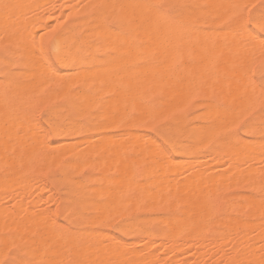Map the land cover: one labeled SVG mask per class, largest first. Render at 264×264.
I'll return each instance as SVG.
<instances>
[{
    "label": "bare ground",
    "instance_id": "obj_1",
    "mask_svg": "<svg viewBox=\"0 0 264 264\" xmlns=\"http://www.w3.org/2000/svg\"><path fill=\"white\" fill-rule=\"evenodd\" d=\"M7 1L6 0L3 1L6 3V4L4 3L5 6H2L3 3L1 4V2H0V4H1V6H0V44H5L6 47H3L2 52H4V54L6 56H8V57L20 56L19 58L21 59V62H20V68H19L20 71L18 73L16 72L13 74L9 70L10 64L5 59V56L0 55V168L1 169L2 168L8 169L10 172H12L11 175L13 176V179H11L12 178V176H11L10 181H8L9 184H11L12 186L6 185V183H7L6 180H8L9 177L6 178V180L2 179L3 176L0 177V179L4 180L3 183L6 181L5 185H3V188L0 186V188L3 189V190L0 189V191L2 190L1 194L3 192H4V194L11 193V195L13 196V193H15V194L20 193L21 195L19 196L20 198L18 197V199H21L22 197H24L26 195V194H24V196H23L22 193L27 192V191H25V189L27 187H28V189H26V190H28L27 193H29V190H30V192H32V190L34 189V186H37V184H38V182H36V181L39 179L34 180L37 183L34 186H33V184L30 183L31 186H33V188H32L31 186H29L30 184L28 183L31 176H29V178H28L26 175H27V172L31 171L34 168V164H35V162H37V159H39L42 156L48 157V156L52 155L51 158H53V160H54L53 162H55V160L58 158V156L59 157L63 156V155H60V153L63 154V151H64V153H65V151H67L68 153H74L73 156L77 157L80 160H88L89 161V159H91L92 157L97 156V159H98L97 165H99V167L105 173V175H103V176H105V178L103 177L104 179H102L105 187L100 188L98 186V188H99V189L97 188L98 190H96V187H95V190H92V191L94 192V194L97 192H99L101 194L103 193L107 197V202L105 204H101L100 203L101 201L100 202H98V201L94 202V200H93V202H89L84 198L85 194H82L80 192V194H82V196H83V197H81L82 198L81 204L83 206L93 207V209H95L96 211H98L100 213L99 217L94 218L92 222H95V219H98V218L103 219L105 217L104 214H105V211L107 209L119 210L123 204V197L125 196V194L128 191H132V190L135 191L138 194L137 196L140 198V199H138V197H136L135 200L139 201L138 203H140L142 200L141 197L147 198L148 202L149 201H153V202L156 201L157 202V200H162L165 202V201H167L165 199V195L167 192H170V191L172 192V194L167 193V196H170V195L173 196V194L176 193L175 195H176L177 199H179L181 197L178 195L184 191L187 192V190L189 189V191L191 190V195L189 196L188 194H190V192L189 193L187 192L188 193L187 195L189 198H186L182 201V203H181L182 209L180 208L181 212L179 214L173 215V216H168V217H163V218L159 217L160 219H158V225L162 226L166 229V239L165 240L166 241H176L180 237H184L185 242L188 243V242H191L193 240V237L200 236V235H201L200 239L203 241L209 240V239H214L212 237V235L210 233L205 232V229H204V227H205L204 225L207 224V222H209V221L218 222L219 221L218 217L216 218V216H214V214L212 215V213H211V211H212L211 209L213 208L212 207L213 203L211 201L212 199L210 198L209 201L206 200L207 197H206L205 193L209 192L208 194L210 195L211 185H210V187L205 186L203 188V186H199L200 185L199 181L201 183L202 182L205 183L206 181H208L209 184H212L213 182L211 183V181H214L216 183L215 180H218V179L214 178L215 180H213V179L209 178V180H207L206 177L204 178L202 176V178L206 179V180H202L201 178H199V177H201V176H199V174L201 172L200 170H202V168L203 169L205 168L204 172L207 173L206 175H211V173L208 174L209 170H206L207 165L211 166L214 163V161L220 160V159H218L219 157L217 158V160L215 159L212 163H210L207 160L208 162L206 161V163L204 164V162L202 161L203 165H202V163L200 164V162L197 163L198 160L193 161V160H196L195 158L192 159L193 163H191L192 161L190 162V160H189V162L191 163V166L189 165L188 161L185 160L188 163V165L190 166V169H191V167L193 169L194 166L196 167V165H199V164H200L199 165L200 167L203 166L202 168L199 167L200 170L198 169V167L194 168L196 170L198 169L197 170V173H199L198 176L196 175L197 174L196 170H195L196 174L195 175L193 174L195 177L197 176L198 179H197V177L195 179V177L193 175H190V177L191 176L194 177V178L192 177L193 181L191 180L192 178H190V181L196 182L195 180H197L196 183H199V185L198 184L195 185L192 182H191V184L188 183L189 181H188L187 177H189V176L186 177L184 175V177H186V179L188 181L187 182L188 185L189 186L194 185V186H192L193 188L191 186H190L191 187L190 188L188 185H187V188H185L186 185L184 183H186V181L183 182L184 180L180 179L182 182L179 181L176 183L178 178L171 177V176H173V173L170 170H168V168L172 165V163H174L172 165V167H174V168H171V167L170 168H171V170L173 169L172 171L175 174L176 173L174 171L175 168L180 170L182 168L181 166L183 164L185 166V162L183 164L181 162L184 159H182L181 161H180V159H179V161L176 159L173 160V161H177L178 164H180V165H178L179 167H177L175 165V162H173L172 159L169 157V155H167V154H169V152L164 147H162L163 144L159 143L160 141L158 143H156L155 140L152 141V139H154V138L150 139L149 137H146L147 134L145 132L146 136L144 138H146V140H147V138H149V140L146 141V140H144V138H142L144 140V142H143V144H141L142 147L139 148L140 143L143 141V140H141L140 137H143L145 134L143 136H140L137 134L140 139L137 138V136L134 134L137 138L136 142H138L137 141L138 139L141 140L140 142H138L139 145H137V143L134 140L129 141L131 139H127V138L125 139V137L123 136L124 138L122 137L121 138L122 140H120V141L123 142L124 139H125V141L128 140L130 143L132 142V144H130L128 141H126V142L124 141V142L125 143L128 142V145L130 144L129 147H131L132 145L133 146H132V149L130 148L131 150H127V149H129L128 147H126L128 145H126V146L124 145L125 149L126 148L127 149L122 150L124 148L121 146L124 144V142L122 143L121 146H118L120 144H114L116 142V140H118L120 137L118 136L119 138L117 139V137H116V139H115V137L113 138V136H112L111 138H113V139H110L109 136H111L113 133L111 135L110 134L106 135V133H105V130L108 128V126L111 127L114 124V120H115L114 118L117 117V115H120V119H121V113H123L122 111L124 110L125 107H127L128 104H132V105L136 106L138 108L137 109L138 112L144 110V109L143 110L140 109V108H142V105H144V104H141L142 103L141 100H142V97L144 95L143 89H144V93H145V91H147L146 89L150 88V87L142 89V83L144 81H141V78L144 76V74H146L145 76H148L149 75L148 73L152 74V72L150 71V70H152V68H149V66L151 67L153 64H155V62L153 64L151 63V65H149L150 63L145 64V66L148 65L146 67L143 66L145 69H147V67H148V69H150V70H143L144 68H142V70H141V66H140V67H136L133 69L130 68L131 72H130V69L128 70L126 68V70L128 71L127 72L122 68L121 62L120 63H119V61L114 62V63L110 62L106 56H105L106 58L100 60L94 55V52H95V50L105 52L107 47H111L112 45H114V44L116 45L117 43H124L126 45H132L133 43H138V41H141V42L146 41L148 43H150V42L156 43V40L166 37V33H167L168 29L170 27H172V22L168 19H165L159 13V11L157 10L156 6L153 3V0H94L95 1L94 3H96L99 6L101 5L100 7H94V8H87V6L90 7V5H88V4L86 7H80V6L78 7L76 5L78 3V0L77 1L75 0V2H77V3H74L73 2L74 0H71L72 3H71V1L69 2L71 5H68V3H67L66 4L67 6H65V7L61 6V8L58 7L59 9L55 8L52 10L50 8H53V7L48 8L49 4L47 5L45 3L47 6V7H45V9L48 8V10L50 9V11H52V12L47 11L48 13H50V15H51V13L52 14L55 12L58 13V15L55 13L56 14V15H54L55 17L54 16L50 17V16H48L49 14H46L47 18H46V15H45V17L43 15L44 11H46V10H43L42 14L38 13V10L40 9V8L38 9V7H40V4H41L40 0H38V1L36 0L37 4L39 6L36 4L35 0L30 1L31 3H32V1L35 2V4L30 3L32 5L31 7H29L30 5L27 6L25 4L27 6V7L25 6L26 10L21 9V7L18 8L17 6H14V7H12V5L7 6ZM13 1H15V0H13ZM17 1H15V5L17 4ZM43 1L44 0H42V2ZM47 1H48V3L50 1L53 2V0H47ZM57 1H61V0H57ZM57 1L55 0V2L58 4ZM87 1H89V0H87ZM177 1L178 0H176V2ZM197 1H199V0H197ZM208 1H209V3H211L210 2L211 0H208ZM212 1L215 2V4L218 3L220 8L218 7V5H217V7L220 11L222 9V10H225V12L229 13V15L227 17H234L235 16L234 12L236 10L233 8L231 9V7L229 6L231 3V0L230 1L229 0H212ZM238 1L239 0H235V1L232 0V2H234V4H243V2L247 1V0H240L239 2ZM10 2H11V0H10ZM26 2L29 3V0L25 1L24 3H26ZM44 2H46V1H44ZM55 2H54V4H55ZM66 2H68V0ZM80 2H81V0L79 1L78 4H80ZM83 2L81 3V5L83 4ZM250 2L254 3L255 1L250 0ZM63 3H65V2H63ZM209 3H207V4H209ZM12 4H14V3H12ZM43 4L44 3L41 4V8H42ZM45 4H44V6H45ZM57 4H55V7ZM213 4L214 3H212V5ZM244 4H245V2H244ZM50 5L52 6L53 4L50 3ZM94 5L92 4V6H94ZM231 5H233V4H231ZM18 6H20V5L18 4ZM34 6L37 7V9H36L37 11H35L34 9L32 10V8H34ZM133 6H135V7H133ZM145 6H150V7H145ZM209 7H212V6H209ZM217 7H215V8L217 9ZM175 8H177V7H175ZM207 9H210V8H207ZM216 9H215V11L217 12L218 9L217 10ZM40 10L42 12V9H40ZM228 13H226V15ZM210 14L213 15V13H210ZM221 15H222V13H221ZM63 16L72 17L74 19V23L69 28L61 31L60 34H58L56 36V38L54 39V42H53L52 52H53L55 60H56L57 54H59V57L61 59L59 61H57V64H59L64 70H68V69L73 70V72H71L70 74H66V72L64 73L62 71H59L51 65L48 57L45 54V51L43 50V40H44V37L46 34L42 35V33H41V36H39V37L37 36V30H40V29L43 30L45 27L48 26V23L50 22V20L51 21L54 20L53 18L56 19L55 22H58L59 20L61 21V17H63ZM261 16H264V14H262V15L258 14V15H255L254 17L258 19ZM222 17H223V15H222ZM224 17H225V15H224ZM57 18L58 19L60 18V19L58 20ZM62 21H63V19H62ZM55 22H52V24L54 23V27L57 28L58 25L56 26ZM109 22H113L116 25L115 26L116 29L113 26H111L109 24ZM239 22H240L239 20H237V22H234V23H238V25H239L238 29H236V30L232 29V31H230L229 33H227L229 29L228 30L226 29L227 32L222 31L224 33V36H223V38L220 37L221 40L225 38V40H227V42H229L228 44L231 43L230 45H227L226 41H224V40H222V42L220 40H218L220 38L216 39L217 41H220V44H219V42H217L218 47L220 45H221L220 48L224 47V46H229V47H227L229 49H230V46L232 48V45L235 43H239L238 49H240L241 40H244L243 41L244 44L242 43V45H246L245 43L247 41H249L247 44L248 45L247 48H249L248 50H247V48L245 49L246 46L241 47L242 48L241 50L243 51V53L239 52L241 50L238 51L237 48L234 49L235 47H237V46H235L236 44L233 45V47L235 46L233 48L234 51H236L237 54L240 53L242 58L239 57V55H237L236 52L235 53L233 52L234 55H233V53L228 54V52H225L226 48L223 49V51H224L223 56H225V58L222 55L220 57V58L223 57V59L227 60L226 57H228V55H229V59L227 61H229V60L230 61L229 62L226 61L228 63V65L226 63L225 64L226 67L224 66L225 68H228L230 66L229 63H232L234 61V59L236 60V62L238 61L237 63H239V64L245 62V64L243 63V65H242V68H244L243 70H242V68L237 69V67L235 69H232V68H230L231 66L229 67L230 69L229 68L226 69L227 72H228V70L231 72V69H232L231 73L234 75H236L235 74L236 72H234V71H237V72L241 71L242 72V74L239 72L241 75H238V73H237L238 76H235V77H234V75L232 76V74L230 76V72H228L229 74L225 73L228 77H230L229 80H231L233 85L235 84L234 83L235 81H232L233 78H234V80H236V78L238 77L237 79L239 80V78L244 77L243 74L247 75L248 74L247 72L251 71V69H248V68H250L251 62L254 61L253 59L256 58V54L253 58L252 54H254V51L252 52L250 50V48L253 50L256 48L255 52H258L257 56H259L261 52H262L261 54L263 55L262 48L260 49V47H262L261 43H259L260 44L259 47L254 46L256 44L254 42H257V44H258V41H261L259 39H262V38H259L255 33L253 34V32L251 30H249L248 32H245L241 28V23H239ZM49 27H52V26H49ZM49 27H47V29ZM183 28H185V27H183ZM47 29H44L42 32L46 33ZM49 30H51V29L49 28ZM214 30H211L210 34L214 33L215 32ZM209 31L210 30H207V32H205V33H208ZM198 32H196L197 36H199L202 33L201 32L200 34H198ZM222 32H219V30H218L217 34L215 32V35L217 37H219V34L220 33L222 34ZM225 33H227L226 36H225ZM196 34H194V36H196ZM210 34H208V35L204 34L203 37H205V39L207 37L209 39L212 37H213L212 39L217 38V37H214L215 36L214 34H213V36L211 34L212 37L209 36ZM221 34H220V36H221ZM39 35H40V33H39ZM192 35H193V33H192ZM201 35H200V37H201ZM203 37H201V38H203ZM209 39H208V41L210 42L211 40H209ZM182 41H183V39H182ZM201 41H202V39H201ZM223 41L225 42L226 45L223 44ZM237 41H240V42H237ZM157 42H159V40ZM192 42H194V41H192ZM252 42L254 43V45H252L253 44ZM154 43H151V44H154ZM249 43H250V47H249ZM141 44L143 45V43H141ZM151 44H149V45H151ZM186 44H185V46H186ZM191 44H193V43H191ZM205 44H206V42H205ZM144 45H145V43H144ZM202 45H203V43H202ZM206 45H207V48L212 46V45H208V44H206ZM199 46H198V49H200ZM125 47L127 48V46H125ZM146 47H150V46L146 45L145 49H146ZM154 47L152 45L153 50H154ZM156 47L155 48L158 49V51L156 53L158 54V53H160L159 48H158L159 46L157 45ZM118 48H119V46H117V49H115V50H118ZM121 48H122L121 50H123L122 45H121ZM152 48L150 47L147 49H148V51H151ZM176 48H177V46H176ZM195 48L197 49V45ZM243 48H244V50H243ZM70 49L72 50L71 53L69 52ZM131 49H130V51H131L130 53H133ZM192 49H193V47H192ZM209 49L210 48H208V50ZM211 49H213V48L211 47ZM217 49L218 48H216L215 50H217ZM233 49H230V50L232 51ZM257 49H259L261 52L259 50L257 51ZM119 50H120V48H119ZM119 50H118V52H119ZM139 50H140V48H139ZM215 50H213V52H215V53L216 52L220 53L222 51V49H220V51L219 50L215 51ZM125 51L129 53L128 49H126ZM148 51H147V53H148ZM195 51H193V52L197 53ZM245 51L246 52L250 51L252 53H250V52L246 53ZM137 52H139V51H137ZM210 52H212V50ZM85 53H86L87 57L82 58V55ZM140 53L144 54V52H142V51H140ZM147 53H145V54H147ZM199 53H201L200 50L197 53L198 56L194 54V57H196L198 60H199V57L202 59V57L200 55H202V56L204 55V54L199 55ZM202 53H204V52H202ZM215 53H214V55H215ZM218 53H216V54H218ZM120 54H121V52H120ZM169 54L170 53L168 52V55ZM171 54L174 55V53H171ZM244 54L246 56H243ZM139 56H140V54H139ZM141 56H140V58L143 59L144 57H141ZM146 56H149V55H145V57ZM158 56H162V53H160V55L158 54ZM158 56H157V58H158ZM208 56H210V55L208 54ZM250 56H251V58H250ZM236 57H237V59H236ZM244 57H246V58L248 57L249 59H246V61H245V59L242 60ZM169 58H171V55L168 57V59ZM209 58H204V59H207L206 61H211V58H210V60H208ZM128 59H131V58H128ZM186 59H188V58H186ZM231 59H233V60H231ZM167 60L165 62H167ZM239 60H241V61H239ZM247 60L250 63V64L248 63V65H249L248 67H246ZM251 60H253V61H251ZM121 61H123V60H121ZM123 62L125 63L126 59ZM169 62L172 63V61H170V60H169ZM236 62L234 61L233 63H236ZM209 63L207 62L206 66H209L208 65ZM165 64H168L169 67H166V66L164 67V64L162 63V64H160V66L164 67V69L161 67H159L160 69H157L158 68L157 66L159 64L157 65V63H156L155 64L156 68H155V65H153L155 70H152V71L158 72V70H159L158 73H160V72H162L161 70L163 69V72L170 74L168 72H169V70L171 71L170 67L172 64L171 65L169 63H165ZM197 64L199 66H201V65H203V62L200 65L199 61H198ZM223 64L220 63L221 66L219 65L218 67L221 69L223 67ZM192 66H194V65H192ZM192 66H191V68H192ZM203 67H205V65ZM203 67H200V68H203ZM167 68H169V69L167 70ZM207 68H209V67H207ZM219 68H218V70H219ZM185 69H188V68L184 67V70ZM222 69H224V68H222ZM245 69H246V72H245ZM164 70H167V71H164ZM198 70H199V68H198ZM226 70H225V72H226ZM173 71L174 70H172V72ZM201 71H202V69H201ZM222 71H224V70H222ZM155 72H154V74H155ZM197 72H199V71H197ZM209 72H210V74L213 73L212 70ZM209 72L207 71V73H206L203 70L204 74L203 73L202 74L208 75ZM218 72H220V71H218ZM177 73H179V72H177ZM194 73H195V70H194ZM249 73H251V72H249ZM156 75L157 74H155V76H153V74H152L151 75L152 78L150 75L146 78L150 77L149 82L151 79H152L151 80V82H152L153 79L155 77H157ZM181 75H183V74H181ZM200 75H201V72H199V76ZM226 75H224V76H226ZM248 75L250 76V74H248ZM248 75L245 77L246 78L245 80L240 79V81L237 80L236 83H238V85H240L239 83L241 81L247 80V82H250V88H251L252 87L251 84H253V83H251L252 80L250 81L247 78ZM164 76L165 75H163V78H165ZM169 76L170 75H168V77H167L168 82L166 81V79H164L163 83L165 82L167 85H168V83H170L171 87L166 88V86H163V87H165V89H170V88L171 89H174V88L178 89V87L184 85V84L181 85V83H183V81H184L186 85L183 88V92H181V93H185V94L193 93L192 91L194 89L190 90V89H192V87H191L192 82L191 81L184 78V79H186V81L182 79L183 81L181 83L179 81V83H180L179 84L176 82V79L175 80L173 79L172 81L169 80L171 78V76H170V78H169ZM123 77H126V79L128 77V79L127 80L125 79V81H124ZM212 77H213V75H212ZM231 77H233V78H231ZM163 78H161V80ZM198 78H196V79L198 80ZM217 78H218V76L213 77L212 80L214 81V79H215L216 81H218ZM193 79H194V77H193ZM204 79H206V78H204ZM221 79H222V81L220 80L221 85H219L220 84L219 81H218L219 84H215V83L212 84V86L214 85V89L216 87L218 88L220 86H221V88H218V89L225 88L224 83H226V82L229 83V85L232 86L233 89L237 85L236 84L235 87L233 85H231L232 83H230V81H227L228 80L227 78H226V80L223 77ZM161 80H160V84L162 87ZM208 80L209 81H207V82H209V84H210L211 79L208 78ZM223 80L225 82H223ZM146 81H147V79H146ZM188 81L190 84L186 83ZM200 81H201V79H200ZM153 82L155 83V81H153ZM174 82L177 84V86H178L177 88L174 86L172 87V85L175 84ZM146 83H148V82H146ZM194 83H195V81H194ZM143 84H144L143 87L151 86L150 84L149 85L147 84L146 86H145V83H143ZM176 84H175V86H176ZM187 84L191 85L190 86L191 88L189 89V91H191V92H189L188 90H187V92L186 91L184 92L185 88L188 89ZM45 85L55 86L56 90L51 92L49 97L51 99L52 98H59L62 101H64L66 106H67V109L69 110L68 112H70L71 115L76 113V112L80 113V111H83V110L89 111L92 108L99 106L101 108V110H99V111H101V112H99L98 115H94V120L96 122L94 124H92L91 120H87L88 124H90V125H88V127H82L81 124L78 121H76V119H74V117H72L71 115H67V114L62 115L60 110L52 108L47 112L46 123L48 124L49 129L53 133V135L58 140H60L62 143L59 146H55V147H53L52 145H49V143H47V140L49 139L48 138V135H49L48 132L49 131L45 130L42 127L41 123L38 120H36L38 117L36 119L33 118L32 114L34 115V113H33V111L30 112L31 108H29V105H32V104L29 102H28L29 105L26 104V100L29 97L36 96L39 93V91L41 90V88L44 87ZM215 85H216V87H215ZM242 85H244L245 87L243 88ZM246 85L249 86V83H247V84L242 83L240 85V86H242V90H240V91L238 90V87H236L237 92H239L238 93L239 95H242L243 91H247V92H244L243 94H245L247 96V97L246 96L245 97L248 98L249 95L251 96V89L257 90L259 92V89H257V85L255 83L253 85H255L256 88L253 86L250 90H249V87H248V89L246 88ZM196 86L197 85L195 84V89H196ZM204 86H205V84H204ZM163 87L161 90H163ZM152 88H153V90L160 89V87L158 88L155 86H152ZM152 88H150V89H152ZM175 89L173 91L178 92L177 90L175 91ZM233 89H232V91H234L235 94L234 93H231V94H234V96L237 97V98L233 97V99L238 100L236 102H239V104L241 103V106L239 108H241V107L245 108L246 106H248L249 103L246 105V103H244V101H243L245 97L242 96L243 98L240 99V101H239V97H241V96H239V95L237 96V92H235L236 89H234V90ZM239 89H241V88L239 87ZM173 91L170 95V96L173 95L172 98H170V96H169L171 91H167V90L164 91V93L165 92L168 93V98H170L169 102H171L172 99H174V98L178 99V97H180L182 95V94L181 95L177 94V96H175L176 94L173 93ZM179 91H182V89H180ZM232 91H231V89H229V92H232ZM256 92L254 91V93L252 92V94L255 95ZM105 94H111V97L106 98L104 96ZM222 95L224 96V94H222ZM230 95H228V96H230ZM165 96H167V95H165ZM187 96H189V95L187 94ZM144 97H145V95H144ZM181 97L184 98L183 95ZM254 97H256V96H254ZM254 97H252V98L250 97V98L253 99V101H256V100H254ZM182 98H179V99L181 101H184V100H182ZM187 98H189V97H187ZM225 98H228V97L225 96ZM184 99H186V95H185ZM251 99L248 98L249 101H252ZM226 100L228 101L229 99H225V102L223 101L224 104L226 103ZM175 101H177V100L175 99ZM175 101L172 102V103H174L173 105L170 103L173 106V108L177 104V102H175ZM234 101L235 100H233V102H232V103H234L233 106H235V104H236ZM30 102H32V100H30ZM169 102H168V105L167 104L166 105L172 109L171 105H169ZM178 102H179V100H178ZM162 104L164 105V102H162ZM178 104H177V106H178ZM180 104H181V102H180ZM180 104H179V106H182ZM182 104H184V103L182 102ZM209 104H211V102ZM212 104H213V102H212ZM27 105H28V107H27ZM244 105H246V106H244ZM213 106H214V104H213ZM149 108H150L149 110L152 112V110H151L152 108L151 107H149ZM110 109L113 110L114 115L110 114V113H112V112H109ZM164 109H165V106H164ZM226 109L220 108L219 113L222 110H226ZM146 110L147 111H145V110L144 111L147 113L149 112V114L146 116V119H147V117H149V115L151 116V114H150L151 112L147 108H146ZM214 110H213V113L212 112L210 113V114H212L211 116H214L215 111L217 112L216 115L219 116L217 109L215 111ZM165 111H167V110H165ZM208 111L209 110H207V112ZM223 112L220 113L219 118L221 117V115H223V118L226 119L227 114L228 113L231 114V111L230 112L228 111L227 114L223 113ZM107 113H109L110 115H107ZM126 113H128V112H126ZM199 113L200 114H202V113L206 114L205 112H199ZM208 114H209V112H208ZM142 115L143 114L141 112V116ZM206 115H204V116H206ZM35 116H36V114H35ZM108 116H111L110 120L108 119ZM112 116H114V117H112ZM136 116H138V115H136ZM144 116H142V117H144ZM192 116H194V115H192ZM230 117L231 118L233 117L232 119L235 118L234 115L233 116L228 115L227 119H229V121H233L230 119ZM208 118H210V117H207L206 120H208ZM215 118L213 121L216 120ZM135 119H136V117H135ZM194 120H195V118H194ZM234 120H235V122L234 121L233 122L236 123V119H234ZM116 121H119V120L118 119L115 120V123H118ZM176 121L179 122V119H176ZM220 121H222V120H220ZM223 121L225 123V126H227L229 124V122H227V120L225 121L223 119ZM107 122H110V123L108 124ZM226 123H227V125H226ZM194 124H196V123H194ZM249 124H251V123H249ZM128 125H130V124H128ZM197 125H199V123ZM229 125H234V124H229ZM177 126H178V124H177ZM206 126L208 127V125H206ZM245 127H246V125H245ZM257 127H258V125H257ZM202 128H200V129L202 130ZM208 128H207V130H208ZM216 128H214V129L216 130ZM247 128L249 129V127H247ZM178 129H181V126ZM195 129L196 128L194 127V130ZM197 129H196V131H197ZM204 129H205V127H204ZM242 129H244V128H242ZM243 131L245 132V130H243ZM121 132H123V131H121ZM129 132H130V130H129ZM137 132L139 133V131H137ZM199 132L200 131L198 130L197 134L201 135V138H202L201 141H202L203 138H205V136L203 137L202 135H205L206 133H204V131H203L204 134L199 133ZM257 132H259V131H257ZM179 133H180V131H179ZM183 133H180V135H182ZM209 133H207V134H209ZM81 134H87L88 135L87 139L82 140V143L80 142L79 139L77 141H79L81 144H84V141H85L86 146L84 147L83 150H80V151L75 153V148H74L75 143L71 144V141H69V142H67V141L74 138L75 136H78ZM94 134L97 135V137L94 138L95 140L93 139V136H92ZM119 135L122 136L123 133L119 134ZM132 135L133 134H131L130 137H128V138L135 139V137L134 136L132 137ZM107 136L110 139L109 142H111V140H112L111 145L109 144V142L107 140V138H108ZM115 136H116V134H115ZM125 136L127 137L128 135L125 134ZM231 136H233V134ZM195 137H198V136H195ZM82 139H84V138H82ZM196 139L198 140V138H196ZM113 140H114V142H113ZM166 140L171 141V137L167 136ZM72 141H74V140H72ZM120 141H118V142H120ZM219 141H221V139L218 140V142ZM236 141H237V139H236ZM233 142H235V140ZM245 142H247V140ZM257 142L261 147L263 146V148H264V140L262 141L263 143L260 141L261 144L259 143V141H257ZM133 143H136V146L139 148V150L137 149L136 146H135L136 147V149H135ZM201 143L202 142H200V144ZM203 143H205V140ZM249 143H251V142H249ZM112 144L117 145L116 147H118V148H116ZM186 144H187V142H186ZM186 144H185V146H187ZM218 144H220V143H218ZM230 144H232V143H230ZM230 144H229V147L232 146ZM241 144H239V145L242 146ZM256 144H257L256 141L254 143H252V145H256ZM258 144L256 146L258 149H256L255 147H254L255 148L254 149L252 147L251 150L256 151V150L263 149V148H260V146ZM77 145L79 146V144H77ZM109 145L114 147V149H116V150H113L112 147H110L108 149ZM225 145L227 146L228 144H225ZM247 145H248V143L246 144V146L243 145L244 149H238V147L236 145V149L234 148L231 153L235 154V156L237 154V157H239L238 156L239 153L240 154L243 153V154L248 155L249 152H247V150L249 147H247ZM252 145L250 144V146H252ZM79 147H81V146H79ZM119 147H121V148H119ZM152 147H155L154 152H153ZM245 147L247 148V150H245ZM111 148H112V150H111ZM133 149H135V151H133ZM223 149L220 146V154L222 153L221 150H223ZM188 150L192 151V150H190V148ZM263 150H262V152H263ZM60 151H62V152H60ZM126 151H131V154H134V156L136 155L137 159L133 155L132 156L128 155L129 152L127 154ZM252 151H251V153H252ZM125 152H126V154H125ZM135 152L136 153L138 152V153L136 154ZM174 152H175V150H174ZM223 152L226 153V151H223ZM227 152L230 153V151H227ZM258 152H260L259 157L257 156V154L256 155L251 154V158H250V159H252L251 164H253L254 161H255L254 163H258V160H260L258 158H260V156H261V151H258ZM198 154H199V152H198ZM65 155H66V153H65ZM164 155H167L166 157H168V160H166L167 158H165V160H164ZM183 155H185V154H183ZM223 155H222V158L224 157ZM230 155L231 154L228 155V158L226 155L225 156L227 159H229ZM254 155L257 157V159H255L256 157H254V158L252 157ZM217 156H219V154ZM241 156L242 155H240V157ZM243 156L245 157V155H243ZM248 156H246V159L244 158L245 161H247V162L250 160V159H248ZM209 157L211 158V156H209ZM212 157H213V155H212ZM231 157H232V155H231ZM51 158H50V160H51ZM211 159L213 160L214 158H211ZM162 160H164V163ZM224 160H220V162H223ZM44 161H46V160H44ZM146 161H148L149 164H151V165L149 166L148 163L146 164ZM230 161L232 163L230 164V162H229V166H231V165L235 166L236 165V163H234L235 162L234 160H230ZM238 161L241 162V159ZM217 162L219 163V161H217ZM217 162L215 164H217ZM239 162H237V163H239ZM247 162H245V164L250 165V163H247ZM260 162H261V164L262 163L264 164L263 161H260ZM260 162L258 164L259 166H260ZM90 163H91V161H90ZM144 163L146 165H148V167L151 169V170L149 169L150 173L147 172L149 174V176L146 172H144L145 171L143 168ZM241 163H243L242 165L244 166V162L242 161ZM72 164L74 166L73 162L71 163V165ZM86 164H89V162L85 163V165ZM141 164L143 165V167H140V168H143V170H144L143 175L145 177L148 176L149 179H150V177L152 178V179H150V181H148L149 179L147 180L148 184L145 183L144 180H143L144 183L142 181H140V183H143V184H139V183L135 182V181H139L137 179H140V178L135 177L134 173L136 174L137 171H135L134 169H136L135 168L136 165H137L136 167H138ZM79 165L76 164V167L78 169H79V167H78ZM239 165H241V164H239ZM153 166H155V169L153 168ZM261 166H260V168H261ZM82 167H84V166H82ZM148 167L146 166V168H148ZM185 167H186V169H184L183 171H186L188 166H185ZM244 167H246V169H248V171L251 170L252 172H254L255 175H258L262 172V170H261V172L259 171V173L257 172L258 168L256 167V164L253 165V167L251 166V167L247 168L246 165ZM156 168H159L158 170H160L161 172L158 171L159 172L158 173ZM263 168H264V165H263ZM43 169H45V168H43ZM81 169H83V168H81ZM165 169H167V170H165ZM112 170H113V176L112 175L106 176V173H108V172L110 173V171H112ZM163 170H165V172L167 174L165 172H163ZM5 171L6 170H4V172ZM147 171H148V169H147ZM168 171H169V173H168ZM6 172H8V171H6ZM204 172L201 173L200 175H202V174L204 175ZM255 172H257V174ZM182 173H184V172H182ZM187 173H190L189 170ZM193 173H194V171H193ZM246 173L247 172H245V174ZM155 174H157L155 179L159 176L158 174H161V175L163 174L164 177H162L160 175L161 177L159 176L156 179L158 181L160 179L163 182L165 179V174H166V176L169 174L167 177H169L171 175L169 177V178H172V179H170V181L174 179L173 181L175 183L174 182L173 183L175 185H177L178 187H176L174 185V187H175L174 188L172 185V182L170 183V181L167 180V179H169L167 177H166L167 178L166 180H167L168 184H170V186H172L173 188L167 184H164V183H167L166 180L164 183L162 181H159V182L163 183V184H160L158 181L153 179ZM254 174L252 173L253 178H251V179H253V181L255 178ZM28 175H30V174H28ZM31 175L34 176V174H31ZM133 175H134V177H132ZM242 175H243V173H242ZM247 175H248V173H247ZM37 176H34V177H37ZM224 176H225L224 179H226V175H224ZM5 177H7V175H5ZM213 177H214V175L211 176V178H213ZM216 177H217V175H216ZM133 179L134 180L136 179V180L133 181ZM230 179L231 178H229L228 180L226 179L227 184H228ZM249 179H250V177L247 179V181L252 183L250 181L251 179L250 180ZM11 180H12V182H11ZM40 181L43 182L44 180H40ZM19 182L20 183L22 182L23 184H20ZM180 182H181V184L183 183L182 185H184V187H182V185L178 184ZM13 183H15V184H13ZM17 183H18L19 187L17 186ZM32 183H34V182H32ZM204 183H202V184H204ZM231 183H232V181H231ZM2 184H0V185H2ZM213 184H212V189L214 190L215 187ZM14 185H16L15 187H18V188L22 187V190H24V192H21V190H20V192H18V190H19L18 188H17L18 190L16 189L17 192L11 191L12 189H14V188H12ZM26 185H27V187L25 188ZM38 185L40 187L41 184H38ZM6 186H7L8 192H6L7 190H5ZM44 186H43V188H44ZM76 186H77V184L71 183V186L69 187L70 194L76 195V189H75ZM179 186H181V187H179ZM29 187H30V189H29ZM233 187H235L234 184H233ZM8 188H10V190ZM35 188H37V187H35ZM79 188H80V186H79ZM44 189L47 190L48 188L47 189L44 188ZM262 189H261V191L260 190L259 191L262 192ZM45 190H42V191H45ZM89 190H90V188H89ZM213 190H211V191L213 192ZM40 191H38V192H40ZM263 192H264V190H263ZM99 193H97V194L99 195ZM1 194H0V196H1ZM38 194L40 195V193H38ZM38 194H36V195H38ZM11 195H10V198L12 197ZM29 195H27V196H29ZM32 195H33V192H32ZM211 195H212V193H211ZM55 196H57V194ZM135 196H134V198H135ZM260 196H261V194H260ZM16 197H13V199ZM162 197H163V199H162ZM170 197L168 198V201H169ZM208 197H210V196H208ZM211 197H213V195ZM217 197H218V195H217ZM1 198L2 197H0V199ZM46 198L48 199V197H46ZM134 198L132 197V199H134ZM18 199L16 198L17 201L11 206V210H7V208H9V207H7L5 209L6 206L1 207L2 203L0 204V234H1L0 235V242L2 245V248H0V254L1 255L4 252L3 248L4 249L8 248L10 246L9 244L12 241L17 240L21 244V247H22L21 251L25 254L26 260L33 261L34 264H151L150 261H147V258H146L147 256L144 255V257H143V255L141 254L142 250L139 251L140 250L139 246L136 243H134V241L133 242H127V241H125L126 239H123L121 236H118L115 233H112V232H109L106 230H98V229H95L91 225H86L85 227L81 228L80 230L73 231L70 229V227L68 225L59 224L57 221H56L57 223L54 222L55 221L54 216L52 218V215H51V214H53L54 209L52 210V213H51V212L46 211L48 208L47 209H45V208L41 209L42 207L41 208L37 207L38 205H40L37 203V201H39V199L36 201V199L35 200L30 199L29 200L28 197H27V199L25 198L26 203H27V200L28 201L32 200L33 202L35 201L33 206L30 205V204H33L32 202L30 204H26L27 206H25V201H24V204L22 203V200H25L24 198L20 201L22 204V205H20L19 203H17ZM132 199H128L127 201H129V200L132 201ZM256 199H257V202H256V205L254 204L255 207L253 206L254 209L264 205L263 199L262 200H260L261 198L260 199L256 198ZM50 200H48V201H50ZM53 200H54V198H53ZM40 201H39V203H41ZM130 201L128 203H130ZM148 202L146 203V205H148L149 203H150V205H152L151 202H149V203ZM171 202H173V201H171ZM228 202H230V201H228ZM43 203H45V202H43ZM54 203L56 204V202H54ZM165 203L167 204L169 202H165ZM15 204H16V206L18 204L19 205L17 207H15L14 206ZM35 204H38V205L36 206ZM246 204L247 203L244 201V205H246ZM23 205H24V208H23ZM42 205H44V204H42ZM138 205L140 206V204H138ZM138 205H136V207H135V205H133V207L132 206L131 207L134 208L133 210H136L135 208H137ZM31 206H32V208L35 206V207H37V209L36 208H34L36 210L30 209ZM239 206H240V204H239ZM12 207H13V209H12ZM169 207H170V203H169ZM132 208H130V209L132 210ZM245 208H247V205L243 209H245ZM212 212H214V211H212ZM241 212L243 213L242 209H241ZM65 213H69L67 215L69 218H71L70 211L68 209L65 210ZM254 213L255 212L250 213L247 216V220H246V224H245L247 229H252L254 227V224L252 223V219L254 220V218H256V219L257 218H264L263 217L264 215H260L261 216L260 217L259 215H255ZM53 215H55V214H53ZM254 215H255V217H254ZM240 221L242 222V220H240ZM235 223H239V220H236L235 222H234V220H232V222H230V223L228 222V224L223 229H226L228 231L232 230L233 228L235 229V227H236ZM117 229H118L119 233L125 237L134 238V234L136 232L140 233L146 239V240L145 239H143V240L148 241V242H144L145 245H148L147 243L150 242L149 241L150 240L149 239L150 234L145 229V227L140 226L133 221H131V222L119 221V222H117ZM221 229H222L221 226L220 227L217 226L215 228L214 233L216 234L217 237H219L221 235L220 234ZM6 230H7L8 235L7 234L2 235V233L4 231L6 232ZM245 238H246L245 236H242L237 240V242L241 243L243 240H245ZM6 246H8V247H6ZM147 247H148V251L156 250L155 257H159L160 255L166 254L168 257V260H173L177 255V252L169 251L167 248H164L161 246H147ZM258 252H259V249L257 247H254V245H253L252 247H250L247 250L246 255L244 257H242V259H243L242 263L236 259H231V260H229L230 262L227 264H243V262H244V264L245 263L246 264H264V256H261V255L259 257L255 256V254ZM16 259L17 260H23L21 257H16Z\"/></svg>",
    "mask_w": 264,
    "mask_h": 264
},
{
    "label": "rangeland",
    "instance_id": "obj_2",
    "mask_svg": "<svg viewBox=\"0 0 264 264\" xmlns=\"http://www.w3.org/2000/svg\"><path fill=\"white\" fill-rule=\"evenodd\" d=\"M3 1L0 0L1 4L3 3L2 6H5L4 5L5 2H3ZM15 1H17V0H15ZM15 1L11 0V2L14 3V4H12L10 2V0H8L7 1V6L8 5H12V7L17 6L18 8L21 7V9H25L26 10V8H25L26 5L27 6L30 5L29 7H31L32 6L31 4H35V2H36V0H35V2L32 1V3H31L30 2L31 0H29V3L28 2L24 3L27 0H18L17 1V4L15 5ZM40 1H41V4L42 3H44V4L46 3L47 5L49 4L48 8L53 7V8H50L51 10L52 9H55V8H58V7L61 8V6H64L65 7V6H67L66 5L67 3H68V5H71L69 3L71 0H68V2H66L67 0H61V1H57L56 0L58 2V4L55 2V0H53V2L50 1L49 3H48L47 0H44L46 2H44V1L42 2V0H40ZM79 1L80 0H78V3H79ZM233 1H235V0H233ZM254 1H255L254 3L253 2H250V0L249 1L248 0L247 1H244L245 4L250 5L251 15L254 17L255 15H258V14H260V15L264 14V11H263L264 10V0H254ZM54 2H55V4H57L56 7H55ZM63 2H65V3H63ZM73 2L74 3H77V2H75V0ZM82 2H83V4L81 5ZM94 2H95L94 0H89V1H87V0L86 1L85 0H81L80 4L77 3L76 5L78 7L79 6L80 7H86L87 4L90 5V7L87 6V8H94V7H100L101 6V5L100 6L97 5ZM210 2L211 3H209L208 0H199V1H197V0H178L177 2H176V0H153V3L156 6V8L159 11V13L165 19H168V20H170L172 22V27H170L168 29V31L166 33V37L158 39L159 42H157L158 40H156V43H154V42L148 43L146 41H144V42L138 41V43H133L132 45H126L124 43H117L116 45L114 44L111 47H107L105 52L99 51V50H95L94 55L98 59H100V60L107 57L110 62H113V63L114 62H118V61H119V63L121 62L122 68L125 71H127L126 68L129 70L130 68L133 69V68L140 67V66H141V70H142V68H144L143 66H145V64L150 63L149 65H151V63L153 64L154 62H155V64L157 63V65L159 64L157 66L158 67L157 69H160L159 68V67H161L160 64L163 63L164 64V67L165 66L166 67H169V65L168 64H165V63H169L170 64L171 62H169V60L172 61V63H171L172 65L170 64L171 65V67H170L171 71L169 70V72H168L170 74H167V73L163 72L164 67H161V68H163L161 70L163 73L162 72L158 73L159 70H158V72L152 71V70H155V68H156V65L155 64H153V65H155V68H154L153 65L151 67L149 66V68H152V70L148 69V67H147V69H145V68L143 69V70H150L152 72L153 76H155V74H157L156 75L157 77H155L153 79V81H155V83L153 81L151 82L152 79L149 82V78L150 77L149 78H146V77H148L149 75L151 76L152 74L148 73L149 74L148 76H145L146 74H144V76L141 78V81H144L143 83H145V86L147 84L148 85L150 84L151 86L143 87L144 84L141 82L142 83V89L143 88H147V87L152 88V86H155V87H158V88L160 87V89H157V90H153V88L152 89L147 88L146 89L147 91H145V93H144V89H143V94L145 95V97L143 95L142 100H141V102H142L141 104H144V105H142V108H140V109L141 110L144 109L145 111H147L146 108L148 110L150 109L149 107L152 108L151 109L152 112L149 110L151 112L150 113L151 116L149 115V117H147V119L148 118L149 119L148 120L146 119V116L149 114V112L147 113L144 110L143 111H140L139 110L140 112H138L137 111L138 108L136 106H134L132 104H128L129 106L127 105V107H125L124 110L122 111L123 113H121V119H120V115H117V117L114 118L115 120H117V119L119 120V121H116L118 123H115V120H114V124L111 127L108 126V128L105 130V133H106V135L107 134H110L111 135L113 133L111 136L108 135L110 137V139H113L114 137H115V139H116V137L118 139L120 137L114 143V144H120L118 146H121L122 143L125 141L126 138L127 139H131L129 141H133L134 140L136 142V139L139 138L138 135L143 136L145 134V132H146L147 136L145 134L143 137H140L141 140H143L142 138H144L146 136V137H149L150 139L154 138V139H152V141L155 140L156 143H158L160 141L159 143L160 144H163L162 147H164L169 152V154H167V155H169V157L172 159V161L174 159H176L178 161H179V159H180V161L182 159H184L183 161H181L182 164L185 162V166H188L186 171L188 172V170H189L190 173H187L186 171H183L184 169H186V167L184 166V164L181 166L182 168L180 167L181 168L180 170H178V169L175 168V170H174L176 172L175 174L172 171L173 169L171 170V168H174V167H172V165L174 163H172V165L170 166L171 168L170 167L168 168V170H170L173 173V176H171V175L170 176L173 177V178H178L177 181H176V183L179 182V181H181V180H184L183 182L186 181V183H187L189 181L188 183L191 184V182L193 181V178L195 177L194 175L197 173V170L200 167L199 165L202 163V161L204 162V164L206 163L207 160L210 163H212L215 159L217 160L218 157H219L218 159L224 160L226 158V156L228 158V155L231 154L232 157L230 155L229 159L226 158L223 162H220V160H217V161H219V163L217 161H214V163L211 166L210 165H207L206 170H209L208 174L211 173V175H206L207 173L204 172L205 171L204 170L205 168L204 169L202 168L203 167L202 166L203 163L201 165L202 167H200V168H202V170H200V169L199 170L201 171L200 174L204 172V175L203 174L200 175L199 173L196 174L197 176L199 174V176H201L199 178H201L202 180H206V179L209 180V178L210 179H213V180L218 179V180H215L216 183L214 181H211V183L212 182L214 183V184L212 183L214 185V187H215L214 190L212 189V184H209L208 181H206L205 183L202 182L204 184H202L199 181L200 185H199V183H196L197 180H195L196 182H192L195 185L198 184L199 186H203V188L205 186H209L210 187V185H211L210 188H211V190H213V192L210 190V195L208 194L209 192L205 193V195L207 197V199L206 198L205 199L207 201H209L210 198L212 199L211 201L213 203V205H212L213 208L211 207L212 208L211 210L214 211L215 213L212 212V211H211V213H212V215L214 214V216H216V218L218 217V220L219 221L218 222H213V221L207 222V224L204 225L205 226L204 229H205V232L210 233L214 239H209V240L203 241V240L200 239L201 238V235H200V236L193 237V240L191 242H188V243L185 242L184 237H180L176 241H166L165 240L166 239V229L164 227L158 225V219L163 218V217H168V216H173V215L179 214L181 212V209H182L181 208L182 207V204H181L182 201L184 199H186V198H189L188 195L189 196L191 195V190L189 191V189L187 190V192L188 193L190 192V194H188L187 192L184 191V192H182L181 194L178 195V196L181 197L179 199H177V197L175 195L176 193L173 194L174 197L172 195H170L171 196L170 197V196H167V193L168 194L169 193L172 194V192L171 191L170 192H167L166 195H165V199L167 201H165V202H169L170 203V207H169V203L166 204L162 200H157V202L156 201L155 202L149 201V202L152 203V205H150V203L148 202V199L147 198H144V197H141L142 200H141L140 203H138L139 201L135 200L136 197H138L137 196L138 194L135 191H133V190L132 191H128L125 194V196L123 197V204H122V206H121V208L119 210L107 209L105 211V214H104L105 217L103 219L102 218H98V219H95V222H92L94 218L99 217L100 213L98 211H96L95 209H93V207L83 206L81 204V199H82L81 197H83L82 194H85L84 198L87 201H89V202H93V200H94V202L95 201L96 202L97 201L98 202L101 201L100 202L101 204H105L107 202V197L103 193L101 194L99 192H97V193H99V195L97 193H95L96 194L95 195L94 192L92 191V190H95V187H96V190H98L99 189L98 186L100 188L101 187H103V188L105 187L104 184H103L104 182L102 180V179L105 178V176H103V175H105V173L99 167V165H97V160H98L97 159V156L92 157L91 159H89V161L88 160H80L77 157L73 156L74 153H68L67 151H65V153H66V155H65V153H64L63 150H62L63 151V154L60 153V155H63V156H61V157L58 156V158H57L58 160L56 159L55 162H53L54 160H53V158H51L52 155L48 156L49 158L46 157V156L45 157L42 156L39 159H37V162H35V164H34V168L31 171L27 172V175L26 176L28 178H29V176H31L30 179H29V181H28L29 184L31 183V184H33V186L37 184L36 182H38V184H41L40 187H39L38 184H37V186H34V189L35 190L34 189L32 190L34 196L32 195V192H30V190H29V193H27L28 192V190H26V189H28L27 185L25 186V188L27 187L25 189V191H27V192L22 193L23 196H24V194H26V195L24 197H22L21 199H18V197L21 195L20 193H16V194L13 193V196H12L11 193L4 194V192H3L2 193L3 195H2L1 194V192L3 190L2 188H3V185H5L6 181L8 183V184L6 183V185L12 186L8 182V181H10V178L12 176L11 175L12 172H10L8 169H3V168L1 169L0 168V177L3 176L2 179H4V180H6V178L9 177L8 180H6L4 183H3L4 180L0 179L1 180L0 181V184L3 183L2 185H0L2 187V188H0V189H2L0 191V194H1L0 197H2L0 199V204L2 203L1 204V207L2 206H6L5 209L7 207H9V208H7V210H11V206L17 201L16 198L18 199V202L17 203H19L20 205H22L20 201L23 198L24 199L25 198L27 199V197H28L29 200L30 199H33V200L36 199V201L39 199V201L41 200L40 201L41 203H39V201H37V203L40 204V205L35 204L36 206L38 205L37 207H39V208L42 207L41 209H44V208L47 209L48 208L49 210L47 209L46 211L51 212V213H52V210L54 209L53 210V214H55V215H53V214L50 213L52 215V218L54 216V220H55L54 222L57 221L59 224L68 225L70 227V229L73 230V231L80 230L81 228L85 227L86 225H91L95 229H98V230H106V231L115 233L118 236H121L123 239H126L125 241H127V242H133L134 241V243H136L139 246V249L140 250L139 249L138 250L139 251L142 250V253L141 254L143 255V257H144V255L147 256L146 257L147 258V261H150L151 264H227V263L230 262L229 260H231V259H236V260H238V261H240L242 263V260H243L242 257H244L246 255L247 250L250 247H252L253 245H254V247H257L259 249V252L256 253L255 256L256 257H259L260 255L261 256H264V218H257V219L254 218V220L252 219V223L254 224V227L252 229H247L246 228V225H245L246 224V220H247V216L250 213L255 212L254 213L255 215H259V216L260 215H264V205H262V206H260L258 208H255V209L253 208L254 204L256 205V202H257V199L256 198H259V199L261 198L260 200H262V199L264 200V192H263V190H264V188H263L264 187V172H263L264 171V168H263V165L264 164L263 163L261 164V162H260V161H263L264 162V150H263L264 148H263V146L261 147L258 144V142H257V141H259V143H260V141L262 142L264 140V134L261 133V128H262V126H264V119H263L264 118V87H262V84H264V49H263L264 47H260V49L262 48L263 55L261 54L262 52L259 49H257V51L259 50L261 52V53L259 52L260 53L259 56H257L258 55L257 54L258 52H255L256 48L254 50L250 48V50L252 52L254 51V54H252L253 55L252 57L254 58V56L256 54V58L253 59L254 61L251 60V61L254 62V63L251 62L252 65L247 60L246 67L249 66L248 65V63H249L250 64V68H248V69H251V71H249L251 73L247 72L248 74H250L251 77L247 74L248 75L247 78L250 81L252 80L251 83H253V84L255 83L257 85V89H259V92L257 90H254V89L252 90L251 88L253 86L255 87V85L251 84L252 87L250 88V82H247V80L246 81H241L244 84L249 83V86L246 85V88L247 89H248V87H249V90L251 89V96L249 95L248 98L251 99L252 97L256 96V97H254V100H256V101H253V99H251L252 101H249L248 98H246L247 96L245 94H243L244 92H247V91H243L242 92V95H239L238 94L239 92H237L236 87H238V90L239 91L242 90V86H243V88L245 87L244 85L240 86L242 84L241 82L239 83L240 85H238V83H236V81L238 80L237 79L238 77L236 78V80H234V78L231 77V78H233L232 81H235L234 82L235 84L233 85V83L231 82V80H229L230 77H228L225 74V73L230 72L229 70H228V72L226 70L230 66H231L230 68H232V69H235L236 67H237V69H239V68H242L243 63L245 64V62L239 64V63H237L238 61L236 62V60L234 59V61L236 63H233L234 62L233 61L232 63L234 65L232 63H229L230 66L228 68H225L226 67L225 64L230 61V60L227 61L229 59V55H228V57H226L227 60L223 59V57L225 58V56H223L224 55V51H223L224 48H226V51L225 52H228V54L233 53V52L235 53L236 51H234V49H236V48L239 51V50L242 49L241 47L246 46L245 47V49H246L247 46H248L247 44H248L249 41H247L245 43L246 45H242V43H243L244 40H241V42L240 41H237V42H240V49H238L239 48L238 47L239 46L238 45L239 43H235L234 42L236 45L232 43L233 45L237 46V47L234 46L235 48L233 47V45H232V48L230 46V49H233L234 48L232 51L229 48H227L229 46H224V47H221L220 48V46H221L220 45L218 47L217 42H219V44H220V41L222 42V40L226 41L227 45H230L231 44V43L228 44L229 42H227V40H225V38L221 40L220 37L223 38V36H224V33L223 32L226 31V29L227 30L229 29L228 32L226 31L227 33H229L230 31H232V29H235V30L238 29V27H239L238 23H234V22H237V20H239V19L236 18V16H234V17H227L229 15V13L228 12H225V10H222V9L220 11L218 9V7H219L218 3L215 4V2H213L212 0ZM244 2H243V4H244ZM50 3H52L53 5L51 6ZM71 3H72V1H71ZM207 3H209V4H207ZM212 3H214V4L212 5ZM1 4H0V6H1ZM18 4L20 6H18ZM36 4H37V2H36ZM41 4H40V7H38V9L39 8L42 9V12L39 9L38 10V13L42 14L43 13V10H46V11H44V14H43L44 17H45L46 14H49L48 16H50V17H53L56 14L58 15V13L55 12L56 14L55 13H53V14L51 13V15H52L51 16L50 13L47 12V11H50V9L49 10H48V8L45 9V7H47L46 4H45V6L43 4L42 5V8H41ZM92 4L93 5L95 4L96 6L95 5L92 6ZM231 4H234V2H232V0H231L230 5ZM217 5H218V7H217ZM252 5H255V7H251ZM209 6H212V7H209ZM175 7H177V8H175ZM215 7H217L218 10ZM207 8H210V9H207ZM33 9L35 11H37L36 10L37 7L34 6V8H32V10ZM215 9L217 10V12L215 11ZM50 12H52V11H50ZM210 13H213V15L210 14ZM221 13H222L223 17L221 15ZM226 13H228V14L226 15ZM224 15H225V17H224ZM46 18H47V15H46ZM53 19H52L53 21L50 20V22L48 23V26H47V27L52 26V27H49L51 30H49V28L47 29V27L44 28V29H47L46 30V33H43L42 32L44 30L43 28H42L43 30H41V29L40 30H37V36L38 37L41 36V33H42V35L43 34L44 35L46 34L45 37H44V40H43V50L45 51V54L48 57L51 65L53 67H55V69H57L59 71H62L64 73L66 72V74H70L71 72H73V70H71V69L64 70L59 64H57V62L56 63L53 62L55 60V58H54V55H53V52H52V48H53V42H54V39L56 38V36L58 34H60L61 31L69 28L74 23V19L72 17L63 16V17H61V21L59 20L60 18L59 19L57 18L60 21V22L58 21L59 23L58 22H55V20H56L55 18H53ZM62 19H63V21H62ZM52 22H55V25L56 26L58 25L57 28L54 27V23L52 24ZM109 24L111 26H113L114 28L116 26L113 22H109ZM183 27H185V28H183ZM53 29H55L56 31H53ZM207 30H210V31L208 33H205V32H207ZM211 30H214L216 32V34H217V31L218 30H219V32H222L223 31L222 32L223 35L220 33L221 36L219 34V37H217L215 35V32L214 33H211L212 36L214 34L215 35L214 37H217V38L212 39L213 37L210 34ZM195 31L196 32L199 31L198 34H200L202 32L203 34L202 33H201L202 35L200 34L201 37H203L204 34H206V35L210 34L209 36H211L212 38H210V39L208 37L207 38L209 40H211V41L209 42L207 38L205 39V37H203L204 39L201 38L200 35L197 36V34H196ZM251 31L253 32V34L255 33L259 38L264 39V37H262L260 35L258 29L251 30ZM39 33H40V35H39ZM192 33H193V35H192ZM227 33H225V36L227 35ZM194 34H196V36H194ZM199 37L202 39V41H201V39ZM218 38H220V39H218ZM182 39H183V41H182ZM216 39H218L220 41H217ZM262 39H259V40H262ZM192 41H194V42H192ZM224 41H223V44H225ZM205 42L208 45H212L211 47L213 49H211V47H208V48H210L212 50V52H210L211 51L210 49L208 50L207 45L205 44ZM141 43H143V45ZM144 43H145V45H144ZM151 43H154V44H151ZM191 43H193V44H191ZM202 43H203V45H202ZM254 43H256V44L254 45ZM254 43L252 45H254L256 47H259L260 46V44H259L260 41H258V44H257V42H254ZM149 44H151V45H149ZM185 44H186V46H185ZM121 45L123 47V50H121L122 49L121 48ZM146 45L150 46L151 48H152V45H153V47L154 46L156 47L158 45L159 46L158 47L159 48V52L162 53V56H158V54L160 55V53H158V54L156 53L158 51V49H156L157 47L156 48L154 47V50L152 48L151 51H148L147 48H150V47H146V49H147L146 50L145 49V46ZM196 45H197V49L195 48ZM117 46H119V48H120V50L118 48L119 52H118V50H115V49H117ZM125 46H127V48ZM176 46H177V48H176ZM198 46L200 47V49H198ZM3 47H6L5 44H0V55L5 56V59L9 62V64H10V66H9L10 72L13 73V74L16 73V72L18 73L20 71V69H19L20 68V62H21V59L19 58L20 56H16V57H8V56H6L4 54V52H2L3 51L2 50ZM192 47H193L194 50L192 49ZM249 47H250V43H249ZM125 48L129 50V53L131 52L130 49L132 48L131 50H132L133 53H130L129 54L128 52L125 51L126 50ZM139 48H140V50H139ZM216 48H218V49L215 50ZM220 49H222L223 52L222 51L220 53L216 52L218 54H216L215 52H213V50H215V51H218L219 50L220 51ZM248 49L249 48H247V50ZM199 50L201 52V53H199V55L200 54H204L206 56L205 57L204 55L203 56L200 55L203 60L200 57H199V60L196 57H194V54L198 56L197 53H198ZM243 50H244V48H243ZM50 51H51V56L49 55V52ZM137 51H139V52H137ZM140 51L144 52V54H141ZM147 51H148V53H147ZM193 51H195L197 53H194ZM120 52H121V54H120ZM168 52L170 53L169 55H168ZM202 52H204V53H202ZM239 52H242L243 53L242 50L239 51ZM248 52H250V51H247L246 53H248ZM252 52H250V53H252ZM145 53H147V54H145ZM171 53H174V55L171 54ZM214 53H215L216 56L214 55ZM234 53H233V55H234ZM139 54H140V56L142 55L141 57H144L145 59L144 58L143 59L140 58ZM208 54L210 56H208ZM236 54H237V52H236ZM145 55H149V56H146L145 57ZM170 55H171V58L168 59V57ZM221 55L223 56L222 58H220ZM237 55H239V57H241L240 53L237 54ZM157 56H158V58H157ZM243 56H246V55L244 54ZM86 57H87L86 53L82 55V58H86ZM209 57L211 58V61H206L207 59H204V58H209ZM237 57H236V59H237ZM128 58H131L132 60L131 59H128ZM186 58H188V59H186ZM210 58L208 60H210ZM250 58H251V56H250ZM125 59H126V62H127V63L125 62L126 64L123 62V61H125ZM244 59L246 61V59H249V58L248 57L247 58L244 57L242 60H244ZM121 60H123V61H121ZM166 60H167V62H165ZM231 60H233V59H231ZM198 61H199V64L200 65L203 62V65L199 66L197 64ZM239 61H241V60H239ZM207 62L208 63L210 62L208 64L209 66H206ZM220 63H222V64L224 63L223 64V67H222L224 69H222V68L220 69L218 67L220 65ZM192 65H194V66H192ZM204 65H205V67H203ZM227 65H228V63H227ZM146 66H148V65H146ZM191 66H192V68H191ZM184 67L185 68L187 67L188 69H185L184 70ZM200 67H203V68H200ZM207 67H209V68H207ZM198 68H199V70H198ZM218 68H219V70H218ZM131 69H130V72H131ZM168 69L169 68H167V70ZM201 69H202V71H201ZM232 69H231V72H232ZM243 69L244 68H242V70ZM167 70H164V71H167ZM172 70H174L173 71L174 73L172 72ZM194 70H195V73H194ZM196 70L199 71V72H201V75L200 76H199V72H197ZM203 70L206 73H207V71L209 72V71L212 70L213 73L210 74V72H209L208 75H203L204 74L203 73ZM222 70H224V71H222ZM225 70H226V72H225ZM218 71H220V72H218ZM154 72H155V74H154ZM177 72H179V73H177ZM231 72H230V76L232 74ZM234 72H236L235 73L236 75L232 74V76L234 75V77L242 74L241 71H238V72L237 71H234ZM245 72H246V69H245ZM237 73H238V75H237ZM181 74H183V75H181ZM223 74L226 75V76H224ZM163 75H165L164 76L165 78H163ZM168 75L171 76V78L169 76V78H170L169 80L172 81L173 79L174 80L176 79V82L177 83H179V81L181 83L183 80L186 81V79L189 80V81H191L192 82L191 83L192 86L191 85H188V84H190L189 81L186 82V83H188L187 84L188 85V87H187L188 89L185 88L184 89V92L185 91L187 92V90L189 91V89L192 87V89H190V90H193L194 89L192 91L193 93H187L189 96H187V94H185V93H181V92H183V88L186 85L184 81H183V83H181V85L184 84L183 86L178 87L175 82L174 83L176 84V86H175V84L172 85V87L173 86L176 87V88L178 87V89H175L174 88L175 91L177 90L178 92H174L173 91L174 89H171V88L170 89H165V87H163V86H166V88L171 87L170 86V83H168V85L165 82L163 83L164 79H166V81L168 80V78H167ZM212 75H213V77H217L218 76L219 79L217 78V80L219 81L220 84L215 79H214V81L212 80L213 79ZM243 75H244V77H243L244 79L243 78H239L238 81H240V79H242V80H245L246 79L245 77L247 75L246 74H243ZM193 77H194V79H193ZM203 77L206 78L207 80L204 79ZM222 77L225 80L227 78L228 79L227 81H230V83H232L231 85H233L234 87L237 84L234 89H236L235 92H237V96L238 95L241 96V97H239V101H240V99H242L243 97L246 96L245 97L246 99L244 98L243 101H244V103H246V105L249 103L248 106L244 105V106H246L245 108L244 107L239 108L241 106V103L239 104V102H236L238 100L233 99V97H236V96H234L235 93H234V91H232L233 87L230 86L229 83H227V82L224 83L225 88H222V89H218V88H221V86L217 88L216 85H215L216 88L214 89V85L212 86V84L215 83V84L221 85V81H222L221 78ZM145 78L147 79V81H146ZM151 78H152V76H151ZM161 78H163V79L161 80ZM184 78H186V79H184ZM196 78H198V80ZM208 78L212 80V81L210 80V84H209V82H207V81H209ZM123 79L125 81L126 77H123ZM127 79H128V77H127ZM159 79L162 82L163 90L164 91L165 90L171 91L170 94H169V96L171 95V93L173 91V93L176 94V95L174 94L175 96H177V94L178 95H181L182 94L183 97L185 98V95H186V99L187 100L184 99V98H182L181 97L182 95H181L180 97H178V99L177 98H174V99H172L171 102H169L170 101V98H172L173 95L170 96V98H168V93L167 92L164 93V91L161 90L162 87H161V84H160V80ZM200 79H201V81H200ZM194 81H195V83H194ZM146 82H148V83H146ZM223 82H225V81L223 80ZM195 84L198 86V87L196 86V89H195ZM204 84H205V86H204ZM239 87L241 89H239ZM179 88L182 89V91H179L180 90ZM229 89H231L232 92H229ZM55 90H56L55 86L45 85L44 87L41 88V90L39 91V93L36 96L29 97L27 99L28 101L26 100V104H28V102L32 104V105H29V104L28 105H29V108L32 109V110L30 109V112L33 111V113H34V115L32 114L33 118L36 119L38 117L36 120H38L41 123L42 127L45 130L49 131L48 132V134H49L48 135V138L49 139L47 140V143H49V145H52L53 147L59 146L62 142L60 140H58L53 135V133L50 131L49 126L46 123V120H47V112L50 109L53 108V109L60 110L62 115L63 114L64 115H66V114L67 115H71V113L68 112L69 110L67 109V106H66V104H65L64 101H62L59 98H52L51 99L49 97L50 93L53 92V91H55ZM254 91L255 92L257 91L255 93V95L252 94V92L254 93ZM189 92H191V91H189ZM231 93H234V94H231ZM222 94H224V96ZM165 95H167V96H165ZM228 95H230V96H228ZM104 96L106 98H109V97H111V94H105ZM225 96H227L228 98H225ZM187 97H189V98H187ZM179 98H182V100H184V101H181ZM224 98L225 99H229L230 101L229 100L228 101L226 100V103L224 104V102H225V99ZM175 99L177 101H175ZM30 100H32V102H30ZM173 100L175 102H177V104L178 103L180 104V102H181L180 105H182V106H179V104L177 106V104L175 103L176 106L173 108V106H172L174 104V103H172V102H174ZM178 100H179V102H178ZM233 100H235L234 101L236 103L235 106H233V104H234V103H232ZM162 102H164V105L162 104ZM168 102H169V105L172 104L171 105L172 109L169 106H167L168 105ZM182 102L184 104H182ZM210 102H211V104H209ZM212 102H213L214 106H213ZM28 105H27V107H28ZM164 106H165V109H164ZM220 108H224V109L227 108L226 110H222L221 111V112L224 111L223 113H226V114L228 113V111L229 112L231 111V114L228 113L227 114V117H228V115L229 116H233L234 115V117H235L234 119H236V123H234L235 120L232 119L233 117L232 118L230 117V119L233 120L234 122L233 121H229V119H227V117H226V119L223 118V115H221V117H220L221 119H220L219 118L220 113H221V112L219 113ZM214 109L215 110L217 109L219 116L216 115L217 112ZM99 110H101V108L99 106H96L95 108H92L89 111L83 110V111H80V113L79 112H76V113L72 114L71 116L74 117V119H76V121H78L81 124L82 127H88V125H90V124H88L87 120H91L92 121V124H94L96 122L94 120V115H98L99 112H101ZM165 110H167V111L169 110V111L167 112ZM207 110H209L208 111L209 114L211 112L213 113V110H214L215 111L214 112V116H211L212 114L209 115L208 112H207ZM109 112H112L110 114L114 115L113 114V110L110 109ZM126 112H128V113H126ZM141 112L143 114L142 116L145 115L144 117L141 116ZM199 112H205V113L207 112L206 113L207 115L204 114V113L200 114ZM35 114H36V116H35ZM110 114L107 113V115H110ZM136 115H138V116H136ZM192 115H194V116H192ZM204 115H206V116H204ZM112 117H114V116H112ZM135 117H136L137 120L135 119ZM207 117H210V118H208V120H206ZM110 118H111V116H108V119L109 120H110ZM194 118H195V120H194ZM214 118L216 119L215 121H213ZM176 119H179V122H177ZM223 119L225 121L227 120V122H229V124H234V125H229V124L227 125V123H226L227 126H225V123H224ZM220 120H222V121H220ZM107 123L109 124L110 122H107ZM194 123H196V124H194ZM198 123H199L200 126L197 125ZM249 123H251L253 126L251 124H249ZM128 124H130V125H128ZM177 124H178V126H177ZM206 125H208L209 128ZM245 125H246V127H245ZM257 125H258V127H257ZM180 126H181V129H178V128H180ZM194 127L196 129L198 128L197 131H196V129L194 130ZM204 127H205V129H204ZM247 127H249V129ZM200 128H202V130L204 129L203 131L206 134L210 132L207 135L206 134L205 135H202L203 137L205 136V138H203L202 141H201V139H202L201 138V135L197 134L198 133V130L200 131L199 133H203V131ZM207 128H208V130H207ZM214 128H216V130ZM242 128H244V129H242ZM129 130H130V132H129ZM243 130H245V132ZM121 131H123V132H121ZM137 131H139V133ZM179 131H180V133H183V132L184 133L182 135H180ZM257 131H259V132H257ZM122 133H123V135L120 136L119 134H122ZM124 133L126 135H128V136L126 137ZM115 134H116V136H115ZM131 134H133L132 137L134 136L135 139L128 138V137H130ZM134 134L137 136V138H136V136ZM232 134H233V136H231ZM92 136H93V139L95 137H97V135H95V134L92 135ZM112 136H113V138H111ZM123 136L125 137V139H124L123 142H121L120 140H122L121 138ZM167 136L171 137V141L166 140V137ZM195 136H198V137H195ZM87 137H88L87 134H81V135L75 136L74 138L68 140L67 142L71 141V144L75 143V147L74 148H75V153H76V152L84 149V147L86 146V143H85V141H84V144H81V143H82V140H86ZM109 137L107 138L108 142L110 140ZM82 138H84V139H82ZM149 138H147V140H146V138H144V140L148 141ZM196 138H198V140ZM78 139L80 140L81 143L79 141H77ZM139 139L137 140L138 142L141 141ZM220 139H221V141L218 142V140H220ZM236 139H237V141H236ZM72 140H74V141H72ZM114 140H113V142H114ZM144 140L140 143V145H139L138 142H136L137 145H139V148L142 147L141 144H143ZM204 140H205V143L206 144L203 143ZM234 140H235L236 143L233 142ZM246 140H247V142H245ZM118 141H120L121 143L118 142ZM126 141H128V140H126ZM255 141L260 146V148H263V149L256 150V151H252L251 150L252 147L253 148L255 147L256 149H258L256 147L257 144L256 145H252V143H254ZM111 142H112V140H111ZM111 142H109L110 145H111ZM125 142L121 146V147L124 148L122 150H126L127 149V148L125 149L124 145L125 146L128 145V142L127 143H125ZM186 142H187V144H186ZM200 142H202V143L200 144ZM249 142H251V143H249ZM76 143L79 144V146H81V147H79ZM136 143H133L134 144V147L136 146ZM218 143H220V144H218ZM230 143H232V144H230ZM234 143L237 145L238 149H244V146L243 145L246 146V144L248 143L249 146L247 145V147H249V148L247 150V148L245 147V150H247V152H249V154H248L249 156L247 154H243V153L240 154L239 153V155H238L239 157H237V154L235 156V154L231 153L234 148L236 149V145ZM114 144H112V145L116 147L117 145H114ZM130 144H132V142ZM185 144L187 146H185ZM225 144H228V145L226 146ZM229 144L232 145L233 147L232 146L229 147ZM239 144H241L242 146H240ZM250 144L252 146H250ZM110 145H109L108 149L110 147H112ZM129 145L126 146V147L129 148L127 150H131L132 149V146L133 145L131 147H129ZM220 146H221L222 149L224 148L223 150H221L222 151V153H221L222 155L225 153L223 151H226V153L223 155L224 156L223 158H222V155L220 154ZM121 147H119V148H121ZM136 147H135V149H136ZM188 147L192 151H189L188 150L189 149ZM112 148H113V150H116V149H114V147H112ZM112 148H111V150H112ZM116 148H118V147H116ZM139 148L137 147L138 150H139ZM135 149H133V151H135ZM152 149H153V152H154L155 151L154 150L155 147H152ZM174 150H175V152H174ZM262 150H263V152H262ZM62 151H60V152H62ZM227 151H230V153L227 152ZM251 151H252V153H251ZM258 151H261V156L262 157L260 156V158H258V159H260V160H258V163H254L255 162L254 161L253 164H251V162H252V159H250L251 158V154L252 155L253 154H255V155L257 154V156L259 157V153L260 152H258ZM126 152H127V154L129 152L128 155H130V156L133 155L134 156V154H131V151H126ZM126 152H125V154H126ZM198 152H199L200 155L198 154ZM183 154H185V155H183ZM218 154H219V156H217ZM167 155H164V160H165V158H167L166 160H168V157H166ZM212 155H213V157H212ZM240 155H242V156L240 157ZM243 155H245V157ZM255 155L252 156V157L253 158L256 157ZM209 156H211V158H214V159L212 160ZM246 156H248V159H250L251 161L250 160L248 162L245 161ZM134 157L136 158L137 156L135 155ZM50 158H51V160H50ZM194 158L196 160H193V161H197L198 160L197 163L200 162L199 165H196V167H198L197 170L194 169V168H196L195 166H194L193 169H192V167L190 169L191 163H193L192 159H194ZM240 159H241V162L242 161L244 162V166L246 165L247 168L248 167H251V166L253 167V165L256 164V167L258 168L257 172L259 173V171L261 172V170H262V172L260 174H258V175H255L254 172H252L251 170L248 171V169H246V167H244L242 165L243 163H241V162L238 161ZM255 159H257V157ZM44 160H46V161H44ZM164 160H162L163 163H164ZM185 160L188 161V163H189L190 166L188 165V163ZM189 160H190V162L191 161L192 162L190 163ZM230 160H234L235 162L234 161L233 162L236 163V165L235 166H233V165L229 166V162H230V164L232 163ZM90 161H91V163H90ZM72 162L74 163V166L75 167H76V164L77 165L80 164L78 166L79 169L77 167L75 168L73 166V164L71 165ZM87 162H89V164H86L85 165V163H87ZM173 162H175V165L177 167H179L178 165H180V164H178L177 161H173ZM216 162H217V164H215ZM237 162H239V163H237ZM245 162L250 163L251 166L245 164ZM259 162H260V166L262 165L261 168L258 165ZM147 163L149 164L148 161H146V164ZM146 164L145 163L143 164L144 167H143L142 164L140 166H138V167H136L137 165L135 166L136 169H134V170L137 171L136 172L137 175L135 173H134V175H135V177L140 178V179H137L136 178L139 181H135L136 179L135 180L133 179V181H135V182H137L139 184H143L144 181H145V183H147L148 181H150V179H152L151 177H150V179L148 178V176H149L148 173H150L149 171L151 169ZM239 164H241L243 167L241 165H239ZM81 165L84 166V167H82ZM145 165L148 168H146ZM150 165L151 164H149V166ZM140 167H143L145 171L143 170V168H140ZM43 168H45L46 170L43 169ZM81 168H83V169H81ZM153 168L155 169V166H153ZM147 169H148V171H147ZM156 169H157V172L160 171V170H158L159 168H156ZM4 170H6L8 172H6V171L4 172ZM165 170H167V169H165ZM165 170H163V172H165ZM195 170H196V173H195ZM143 171L146 172V173L148 172L147 173L148 174L147 177H145L143 175ZM193 171H194V173H193ZM182 172H184V173H182ZM245 172H247L248 175H247V173L245 174ZM257 172H255V173L257 174ZM168 173H169V171H168ZM242 173H243V175H242ZM252 173L254 174V177H255L254 178V181H253V179H251V178H253L252 177ZM28 174H30V175H28ZM31 174H34V176H37V175L38 176L37 177H34ZM166 174H165L164 182H165V180L167 178L170 177V176L167 177L169 174L167 176H166ZM5 175H7V177H5ZM107 175L108 176H110V175L113 176V170L110 171V173L109 172L106 173V176ZM134 175L132 177H134ZM156 175L157 174L154 175V178L153 179H155ZM158 175L160 176L161 174H158ZM184 175L186 177L189 176V177H187L188 178V181H187L186 177H184ZM190 175H193L194 177L193 176L190 177ZM213 175H214V177L211 178V176H213ZM216 175H217V177H216ZM224 175H226V179L227 180L229 178H231L229 180L228 184H227V180L224 179V177H225ZM161 176L164 177L163 174ZM202 176L204 178L206 177V179L202 178ZM248 176L250 177L251 180L250 179L249 180L252 183H250L249 181H247V179L249 178ZM196 177H195V179H196ZM190 178H192L191 179L192 181H190ZM11 179H13V176H12ZM37 179H39V180H37ZM170 179H172V178H169L167 180L170 181ZM197 179H198V177H197ZM34 180H37V181L35 182ZM40 180H44V181L42 182ZM167 180H166V182H167ZM173 180H171L170 183L172 182V185L174 187V185H175L174 183L175 182ZM140 181H142L143 183H140ZM156 181H158V180H156ZM159 181H162V180L159 179ZM231 181H232V183H231ZM11 182H12V180H11ZM32 182H34V183H32ZM41 182L43 184L45 183L46 185L44 184L45 185L44 186ZM162 182H159V183L160 184H163L164 182L163 183ZM181 182L178 183V184L182 185L183 183L181 184ZM71 183L72 184H77V186L75 187V189H76V195H72L69 192V187L71 186ZM186 183H184L186 185L185 188H187V185H188V183L187 184ZM13 184H15V183H13ZM20 184H23V183L21 182ZM31 184L29 186H31ZM164 184H167V185L170 186V184H168V182L167 183H164ZM233 184H234L235 187H233ZM15 186L16 185H14L12 187L15 190L12 189L11 191L17 192V190L19 189L18 192H20V190H21V192H24V190H22V187H20L21 189L18 188L19 187L18 186V183H17V186L18 187H15ZM33 186H31V187L33 188ZM43 186H44V188H46V189L48 188V189L45 190L43 188ZM79 186H80V188H79ZM175 186L178 187L177 185H175ZM190 186L192 187L194 185H190ZM35 187H37V188H35ZM170 187H172V186H170ZM179 187H181V186H179ZM182 187H184V185H182ZM10 188H8V189L10 190ZM89 188H90V190H89ZM29 189H30V187H29ZM41 189L42 190H45V191H42ZM261 189H262V192H260ZM5 190H7V186H6V189ZM38 191H40V192H38ZM6 192H8V190ZM80 192L82 194H80ZM38 193H40V195ZM211 193H212L213 197H211L212 196ZM36 194H38L39 196L36 195ZM56 194H57V196H55ZM260 194H261V196H260ZM10 195L12 196L11 198H10ZM27 195H29V196H27ZM217 195H218V197H217ZM134 196H135V198H134ZM208 196H210V197H208ZM13 197H16V198L13 199ZM46 197H48V199ZM50 197L51 198L53 197L54 200H53V198L51 199ZM132 197L134 199H132ZM169 197H170V199L168 201V198ZM26 199L25 200H22V203L23 204H24V201H25V206H27L26 204H30L31 202L33 204H30V205H32V206L34 205L35 201L33 202L32 200L31 201H28L27 200V203H26ZM128 199H132V201L129 200L130 203H128L129 202V201H127ZM138 199H140V198L138 197ZM162 199H163V197H162ZM48 200H50V201H48ZM243 200L247 203L246 204L247 205V208H245V209H243L246 206V205H244V201ZM171 201H173V202H171ZM228 201H230V202H228ZM43 202H45V203H43ZM54 202H56V204ZM147 202L149 203L148 204L149 206L146 205ZM16 204L14 205L15 207H17L19 205L18 204L16 206ZM42 204H44V205H42ZM138 204H140V206ZM239 204H240V206H239ZM133 205H135V207H136V205H138L137 208H135L136 210H133L134 209V208H132ZM32 206L30 207V209H34V208L37 209V207L34 206L32 208ZM23 208H24V205H23ZM130 208H132L133 211ZM12 209H13V207H12ZM36 209H34V210H36ZM66 209H68L70 211L71 218H69L68 215H67L69 213H65V210ZM241 209L243 210V213L241 212ZM255 215H254V217H255ZM232 220H234V222L236 220H239V223H235V226H236L235 229L233 228L232 230H229V231L226 230V229H223L228 224V222L230 223V222H232ZM240 220H242V222ZM119 221H121V222L122 221H124V222H131V221H133V222L137 223L138 225L145 227V229L150 234V236H149V239H150L149 241L150 242L147 243L148 245H145L144 244V242H148V241H144L143 239H145V237L142 234H140V233H137L136 232L134 234V238H132V237H125V236L121 235L119 233L118 229H117V222H119ZM219 225L222 227V229H221V233H220L221 235L219 237H217L214 232H215V228L217 226L220 227ZM4 234L5 235L7 234V230H6V232L4 231L2 233V235H4ZM242 236H245L246 237L245 240H243L241 243H238L237 240L240 237H242ZM9 245H8L9 247L6 246L9 249L8 248H5V249L3 248L4 252L2 253V255L0 254V261H2L4 259H7V258H12L13 256L15 258L16 257H21L23 260H26L25 254L21 251V248L22 247H21L20 242H18L17 240H15V241H12ZM147 246H161V247L167 248L169 251L177 252V255H176V257L173 260H168V257H167L166 254L160 255L159 257H155L156 250L148 251V247ZM0 248H2L1 242H0ZM243 264H244V262H243Z\"/></svg>",
    "mask_w": 264,
    "mask_h": 264
},
{
    "label": "snow or ice",
    "instance_id": "obj_3",
    "mask_svg": "<svg viewBox=\"0 0 264 264\" xmlns=\"http://www.w3.org/2000/svg\"><path fill=\"white\" fill-rule=\"evenodd\" d=\"M135 7V6H133ZM150 7V6H145ZM231 8L235 9L234 15L239 19L241 23V28L248 32L249 30H255L258 29L259 33L262 37H264V16H261L260 18H255L251 15V8L247 4H233L230 5ZM251 7H255V5H252ZM53 31H56L53 29ZM261 46L264 47V39L260 41ZM71 49L69 52L71 53ZM49 55L51 56V51L49 52ZM61 58L59 57V54H57L56 60L53 62L56 63ZM262 87H264V84H262ZM261 133L264 134V126L261 128ZM0 264H34L33 261L30 260H17L14 256L12 258H7L2 261H0Z\"/></svg>",
    "mask_w": 264,
    "mask_h": 264
}]
</instances>
